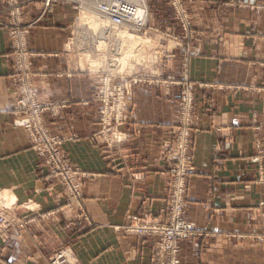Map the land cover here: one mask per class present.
Here are the masks:
<instances>
[{
    "label": "crops",
    "instance_id": "obj_1",
    "mask_svg": "<svg viewBox=\"0 0 264 264\" xmlns=\"http://www.w3.org/2000/svg\"><path fill=\"white\" fill-rule=\"evenodd\" d=\"M197 3L194 14L202 39L188 62L199 118L192 144L195 173L189 183V218L207 236L182 247V262L264 264V246L247 238L264 228V184L258 182L257 165L250 162L258 155L254 119H264V12ZM32 7L25 12L28 21L42 9ZM4 10L5 1L0 0V16ZM70 15L56 7L33 32L31 45L42 54L33 60V81L41 102L62 106L60 115H45L51 134L80 138L65 143L63 152L90 176L83 193L93 227L82 231L75 224L76 214L65 208L59 191L40 170L26 131L13 125L15 57L8 55L7 29L0 28V213L25 223L24 229L10 231L3 255L12 264H51L53 256L67 248L78 264H152L150 240L119 228L154 215L164 204L166 159L179 97V87L166 82L180 76V60L172 61L156 79L143 76L135 85V111L127 126L135 140L125 153L134 170L113 166L90 141L96 131L97 107L91 100L98 76L78 70L63 53ZM85 31L67 48L80 41L74 47L81 54L96 53L88 47L97 44L96 37ZM96 66L98 62L89 69Z\"/></svg>",
    "mask_w": 264,
    "mask_h": 264
},
{
    "label": "rangeland",
    "instance_id": "obj_2",
    "mask_svg": "<svg viewBox=\"0 0 264 264\" xmlns=\"http://www.w3.org/2000/svg\"><path fill=\"white\" fill-rule=\"evenodd\" d=\"M4 1L5 10L0 16V28L7 29L8 55L15 57V71L11 76L12 112L15 115L13 125L26 131L30 145L38 155L40 170L50 181L51 188L59 191V197L65 208L76 214L75 224L80 226L82 231L93 227L92 220L84 207L83 193L84 182L90 176L73 166L63 152L64 144L80 139L79 136L71 133L65 136H54L45 123V115L49 112L54 116L60 115L62 106L39 100L37 86L33 81V60L41 57L42 54L31 45L33 32L54 14L56 7H63L65 11H69L71 15L67 20L68 37L63 53L72 58L78 70L98 76L94 89L95 95L91 100L97 107L96 131L90 141L101 149L102 154L111 164L115 163L128 172L134 170L133 163L128 164L125 156L126 150L130 149L135 140L134 134L127 128L135 111L134 87L141 77L156 79L172 61L180 60V76L170 77L166 82V85L170 87L173 85L179 87V97L176 103V127L170 139L166 159L169 168L166 172L168 183L164 204L154 215L148 218H137L119 229L126 235L150 240L152 264H183L182 247L195 239L207 236L189 218V183L192 174L195 173L192 144L193 135L199 126V118L195 111L197 87L189 77L188 62L191 56H196V45L202 39L194 14L198 11L197 2L201 0H146L148 15L140 26L133 22L114 26L109 18L102 15L95 16L96 28L99 30L97 24L100 25V31L105 35L96 31L97 33L93 36L105 37V39L93 40L98 46L90 44L88 47L92 46L91 48L97 52L92 51L89 54L90 57L88 54H81L82 50L71 45L67 48L71 40L77 39L80 35L75 31V27L78 25L79 18H82L80 15L86 13L85 8L81 9L84 12L81 13L75 5L60 1L53 2L51 8L45 11V0H21L19 17L16 11L13 13L12 0ZM204 1L216 6L222 3L255 12H264V0L261 2L258 0ZM34 5L42 7L40 15L28 21L25 12L33 10ZM90 26L91 24L86 25L83 31H88V27L95 31L94 27ZM128 35L136 38L129 42V39H125V36L129 37ZM220 43V39L217 40L215 47H218ZM118 44L122 45V51ZM87 45V43L84 44L85 47ZM135 46L138 48L136 49ZM137 50L143 53V57H138ZM22 54L27 59H23L20 63L19 56ZM93 61L98 62L99 66L90 70ZM35 104L36 107L43 108V112L35 114L36 116L32 113ZM254 124V132L258 135L255 141V143L258 142L255 144L258 155L250 162L252 165H257L258 182L264 184V135H260L262 131L264 134V119L259 121L254 119ZM259 137L262 139L259 140ZM40 146H43L42 151L39 150ZM48 150H55L58 155L52 158ZM115 164L112 165L115 166ZM261 206L264 207V201ZM145 225L154 227L156 230L145 228L142 230ZM24 228L25 223L13 222L5 214L0 213V264H12L5 260L3 246L7 244L12 229ZM247 238L257 245L264 246V228L260 233H254ZM51 264L78 263L70 250L66 248L53 256Z\"/></svg>",
    "mask_w": 264,
    "mask_h": 264
},
{
    "label": "built area",
    "instance_id": "obj_3",
    "mask_svg": "<svg viewBox=\"0 0 264 264\" xmlns=\"http://www.w3.org/2000/svg\"><path fill=\"white\" fill-rule=\"evenodd\" d=\"M60 1L75 5L78 11L82 8H85L86 10L91 9L95 15H102L109 18L114 26H120L126 22H133L140 26L143 23L144 18L148 15L146 0H45V11L51 8L53 2ZM12 3L14 5L11 6L13 7V13L16 11V15L20 17V8L22 7L21 0H12ZM19 28L22 29V27ZM23 105L25 104L23 103ZM42 112L43 108L40 109L36 107L35 104L32 113L35 115L41 114ZM42 148L43 146H40L39 150L42 151ZM48 151L52 158L58 155L55 150ZM42 153L44 154V152ZM147 225L143 226L142 230H144V228L156 230V228ZM148 232H150V230H148Z\"/></svg>",
    "mask_w": 264,
    "mask_h": 264
},
{
    "label": "bare ground",
    "instance_id": "obj_4",
    "mask_svg": "<svg viewBox=\"0 0 264 264\" xmlns=\"http://www.w3.org/2000/svg\"><path fill=\"white\" fill-rule=\"evenodd\" d=\"M81 13H84L82 10L80 11ZM87 15V16H86ZM140 15H142V14H140ZM83 16H86V17H83ZM95 16H97V15H95L94 13H93V11L91 10V9H89V10H87L86 11V13L85 14H81L80 15V17H82V18H79V20H78V25H77V27H75V31L77 32V34H83V29H84V27L86 26V25H88V24H91V26L90 27H94V29L96 30L97 28H96V21H97V18L95 17ZM96 19V20H95ZM93 23V24H92ZM86 24V25H85ZM97 26L99 27V31H100V29H101V26L100 25H98L97 24ZM77 28H78V30H77ZM88 31L86 30L85 31V33H86V35L88 36V37H90V38H93V34H94V30H92V29H90L89 27H88ZM101 32V31H100ZM124 33V32H123ZM126 33V32H125ZM121 34V33H120ZM101 35H105L103 32H101ZM127 35V34H126ZM123 36V35H122ZM129 37L127 38V36H125L126 38L125 39H129V42H130V40H132L133 38H136L135 36H131V35H128ZM96 37V36H95ZM131 37V38H130ZM96 38H100L99 36L98 37H96ZM104 39H105V37H103ZM80 39V38H79ZM83 39V38H82ZM87 41V40H86ZM85 40H84V42H86ZM89 41V40H88ZM90 41H91V39H90ZM100 42V41H99ZM122 42H124V40L122 39ZM128 42V41H127ZM128 42V43H129ZM132 42V41H131ZM120 43V42H119ZM137 43H139L138 41H137ZM77 44H79V45H81V43H80V41L78 42V41H72V43H71V47H74L75 45H77ZM122 44V43H121ZM121 44H118V46H120L121 47V51H122V45ZM135 44V43H134ZM139 44H141V43H139ZM138 44V45H139ZM98 46V45H97ZM117 46V47H118ZM140 46V45H139ZM142 46V45H141ZM92 47V46H91ZM136 47V46H135ZM90 48V47H89ZM95 48V47H94ZM138 48V46L136 47V49ZM114 49V48H113ZM94 50V49H93ZM84 52H86V50L84 51ZM140 52V51H139ZM19 57H21V58H23V54L21 55V56H19ZM87 58V57H86ZM82 59H83V57H82ZM86 60V59H85ZM92 60V59H91ZM95 65V62L93 61V65L92 66H94Z\"/></svg>",
    "mask_w": 264,
    "mask_h": 264
}]
</instances>
